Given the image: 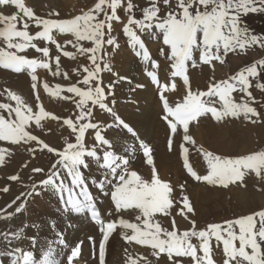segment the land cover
<instances>
[{"label": "snow or ice", "instance_id": "snow-or-ice-1", "mask_svg": "<svg viewBox=\"0 0 264 264\" xmlns=\"http://www.w3.org/2000/svg\"><path fill=\"white\" fill-rule=\"evenodd\" d=\"M6 8L16 11L10 14L0 11V68L14 73L27 72L36 102L33 106L16 91L9 88L0 90V97L6 100L0 101V142L12 145L34 143L41 151L46 150L57 158L47 170L40 167L32 169L33 173L44 174V178L28 185V191L11 201L8 207H13L14 211L7 212L4 219L11 220L26 211L29 198L48 191L59 200L61 207L58 211L62 216L87 212L90 219L99 225L100 264H105L106 242L118 226L131 230V234L122 236L128 243L150 248L151 255L157 258V264L162 255L167 257L168 264H217L213 256V240L223 246L222 264H264V208L220 222H209L201 227L196 220L190 219L189 214L194 213V207L189 196L184 194L186 186L179 185L180 198L177 200L176 186L158 175L148 144L140 141L139 147L147 164L153 166L150 181L143 179L136 171H128L129 161L117 156L114 151L106 150L100 157L95 147L89 149L84 142L86 130L97 129L96 123L84 122L93 116V107L89 106V102L111 114L116 125L136 136L133 128L109 106L115 81L108 84L106 90L100 75L104 71H111L110 62L105 59L109 56L105 46L114 50L119 46L113 32L114 26H122L121 30L135 55L146 64L150 61L152 69L159 65L142 39L144 34H151L160 40V51L171 62L170 77L173 82L170 85L161 84L155 71H147V76L158 88L163 119L171 133L178 134L182 128L183 141L196 148L206 162V174H198L190 163L189 148L181 144L183 168L187 174L195 181L223 188L233 184L246 187V176L254 174L264 190V148L235 156L220 155L197 145L190 134V125L208 115L218 122L242 117L252 125L264 123V111H258L253 106L256 98L251 91L254 81L255 88L264 91V58L254 60L226 79L213 78L206 91L192 90L187 63L196 66L198 57L201 64L214 67L215 62L224 64L225 57L230 53L244 52L255 45L264 49V34H255L243 19L249 14L264 13V0H146L144 6L134 0H95L92 6L69 18L61 17L55 11L47 16L37 15L32 7L26 6L25 0H0V10ZM137 12L140 13L139 17ZM32 26L38 29L34 33L30 30ZM54 32L68 35L62 36L61 43ZM38 41H43V46ZM85 41L90 42V46H85ZM50 45L55 46V56L51 54ZM69 46L75 51L66 50ZM29 50L40 55L30 56ZM77 53L86 56L90 62L81 65L82 72L72 70L78 76L82 75V80L67 86L58 83L54 88L48 82L39 80L37 69L71 80L69 72L61 71V56L75 59ZM53 62L55 71H52ZM113 75L120 80L125 79L117 73ZM175 78L183 81L186 91L182 99L173 105L165 93L176 90ZM81 84L86 87L78 86ZM41 86L51 96L66 101H73V96L78 97L73 101L79 112L75 120L63 119V124L74 134L75 142H68L65 138L66 147L62 149L50 146L30 131L33 122L39 127L45 118L60 119L46 111L40 103ZM64 92L72 95L62 96ZM234 93L240 94L239 99ZM95 141L111 147L100 130L95 131ZM168 144L171 150V135ZM28 151L34 153L36 148L29 146ZM8 154V148L0 147V164L5 162ZM89 158L111 176L109 179L106 175L105 180L96 185L99 190L110 186V200L114 207L109 215L121 216L122 210H130L128 214L137 213L136 222L124 218L106 222L101 218L81 172V168L90 166ZM65 173L71 180L70 185ZM18 179V175L9 177L11 181ZM9 191L8 187L3 188L4 193ZM176 204L181 206L177 215L190 225L183 231L179 230L174 218L170 224L171 230L162 226L157 219V214L170 216ZM52 227L55 228L54 222ZM56 236L58 244L66 246L63 235L57 231ZM23 239H28L33 248L37 244L36 237H26L25 227L19 230L9 227L0 232V264H60L53 258L55 249L52 242H48L47 250L37 261L33 251L25 250L20 245ZM89 239L92 240L91 237ZM194 240L198 243H194ZM79 250L80 243L71 248L67 264H73ZM128 264H137V259L129 257ZM143 264H151V261L144 258Z\"/></svg>", "mask_w": 264, "mask_h": 264}, {"label": "bare ground", "instance_id": "bare-ground-1", "mask_svg": "<svg viewBox=\"0 0 264 264\" xmlns=\"http://www.w3.org/2000/svg\"><path fill=\"white\" fill-rule=\"evenodd\" d=\"M76 2V0H25L26 6L32 7L34 11L40 15L47 16L49 13L55 11L59 12L61 17L64 18H69L80 11L81 5L79 4V2ZM14 11H16L14 8L3 9V13L5 14H10ZM121 16L123 18L124 14L122 13ZM121 28L122 26H114L113 32V34L117 37L119 46L115 47V50L113 49V47L105 46L106 52L109 53V56H107L105 59L109 60L111 71H104L105 78H103L102 80L104 82V86L115 81L113 85V96L108 100L109 106L111 107V105L116 103L114 111L118 112L121 116H123V118L126 117L129 120L130 124L138 129V132L141 134L142 138L146 137L147 139H149L148 137L150 136L151 140L155 139L154 155H156L157 157L156 166L162 176H165L171 171L174 172L173 174H175V176L180 175L184 177L185 175L178 162L171 163L172 161H170V159H172V157H168L166 155L167 153L164 151V143L168 131H166L163 125H159L158 123V117L160 116V114H163L160 101L157 96L159 91L157 86L152 83L151 78L147 76V71H155L161 84H171V82H173L172 78L170 77L171 68H168V65H170L171 63L167 64V62L165 61V56L160 51V40L153 38L151 34H144L142 35V39L149 49L151 57L157 60L159 65L158 68L152 69L150 61L146 64L141 60L140 57H137L135 55V51L133 50L131 45L128 44L127 37L123 34ZM30 30L34 33L38 29H36L35 26H32ZM37 43L40 44V41H38ZM88 46H90V42H88ZM66 50L75 51L70 46ZM29 54L30 56L40 55L38 53H35L34 50H29ZM56 54L57 53L54 52V56ZM231 58L232 60L230 65L233 64L236 67L240 65L239 57L232 56ZM77 62L78 55H76L75 59L61 56V71L69 72V74L71 75V80H64L62 76H52L47 70L43 71V73H38V78L41 82H47V79L53 77L51 82L53 84V86H51L52 88H54L58 83L64 86L66 82L75 80V72H73L72 70L79 67V64H77ZM187 63L189 67L192 66L191 62ZM218 63L219 62H216L214 64V67L203 65L200 64L197 57V65H199L198 68L195 69L194 72L191 71L188 73L190 85L193 91H196L195 86L201 84L202 82H204L207 88L208 83L213 78H215L216 80H220L224 79V77H228V68L225 65ZM52 71H55L54 62L52 64ZM105 72H107V77ZM113 73H117L119 77H124L125 79L120 80L117 76H114ZM101 74H103V72ZM175 83L177 85L176 90L168 91L165 93V95L169 99V102L173 105L175 104V102L182 99L186 91L183 85V81L179 82L175 80ZM137 85H143V87H140V89L137 90ZM4 88H9L13 91H16L30 104H32L33 106L35 105V96L33 95L31 89V81L27 72L14 73L11 70L0 68V90H3ZM42 90L44 89L41 86L39 89L40 103L44 106L46 111H49L52 107L51 100L49 99L48 93L43 96L40 95V91ZM233 95L237 99H239V93H234ZM0 101L6 102L5 98L3 97H0ZM56 104L57 103H55L54 108L58 106H56ZM65 106L71 108L69 103L65 104ZM34 110L36 109L34 108ZM70 112L75 115L78 113V110H72ZM107 116L108 113L104 110L99 109L98 106H95V108L93 109V118L96 121L98 119H101L107 122ZM200 120V122H193V124L190 125V132L193 133V137H196L195 139H197L200 143H202L205 139L210 138L211 136H216L215 134H217L218 136L220 134H223V131H219L221 130L222 125L212 124L205 127L202 125H204V123L208 125L210 121L205 118H202ZM62 127L63 126L61 124L56 123L52 119L49 120L48 118H45L41 121V126L39 127H37L33 122L30 131H32L34 135H37L44 142H49L50 144V142L57 143V141H59L60 139L67 138V136H60L57 134L58 131L62 129ZM213 129H215L217 132H212ZM108 133L112 138L115 136V134L119 135L121 141L127 142L128 140H132V138H130L128 134L124 132L110 130ZM162 134H164V137L160 138ZM93 135L94 132H91L88 129L86 137L89 138ZM94 138L92 137L91 141H93ZM136 140H139V143L141 141L140 139ZM217 142L219 143V141ZM85 144L87 143L85 142ZM161 144H163V146H160ZM29 146L36 148V151L34 152L36 156L32 161H29L27 156V153H31L28 151ZM0 147H6L9 150V154L5 157V162L3 164H0V217H2L1 220H3V217L7 212L14 211L13 207H8L11 201L15 199L16 196H19L22 192L28 191V185L34 182H38L37 180L40 181L44 178V175L42 174L33 173L32 169L36 166V164L38 166L41 163H45V158L42 159L41 157H44L47 151H41L34 143H32L31 145H12L7 142H0ZM86 147L105 148L106 146ZM139 149V144L137 143V141H135V139H133L130 142V146H119L118 154L120 157H123L128 161L130 160L129 162L131 163L132 160L137 157V160L133 162V166H131V168L135 166L136 170L142 171L141 167H143V171L145 172L146 166L143 165L142 160L144 161L146 158L143 156V154H138ZM158 155H160L159 162ZM93 161L94 160L89 158L90 166L88 167V176L94 177L95 180L92 181H97L99 183V181L105 180L106 175H108V178L110 179L111 176L107 173V170H103V172H101V169L98 168L96 163ZM129 171H134V169H130ZM12 175H18L19 179L17 181L9 180V177ZM64 175L65 179L70 185V178L66 176V173ZM86 183L89 186L90 192L94 197V203L97 205V208L101 213V218L103 219L104 207H106V211H109L107 210V208L110 209V207H112L110 203L107 206L102 205V201L107 200L110 197V194L103 195L105 193H109L110 186L106 185L104 190H99L96 186L97 184L94 183L93 185H91L92 183ZM4 187H8L10 191L8 193H4ZM55 199L56 197L48 194V191H44L43 195H37L29 198L27 200L26 211L15 216L12 221L9 220L10 224L8 225L12 226L14 230H19L21 227H25L26 237H29L27 235L33 234V236L37 238V244L35 245L34 249H32V245L29 243L28 239H23L20 242V245L25 250L33 251L34 259H36L37 261L42 258V252L47 250L48 242H52V246H54L55 244L53 234L51 233V226L53 224L50 220L51 217L58 219L63 224L65 222H68L75 226V229L72 231V233L70 231V228H67L68 224L66 226H63L64 229L62 231V235L66 240V244H72V237L76 236L77 241H83V238H85L86 236L89 240L90 237L92 238V235H95L91 234V232H94L95 228L98 226L90 219V214H88L87 212L83 214H72L67 217H64L62 215L57 216L55 213V209L57 208L58 204L56 203L60 202L59 200ZM48 202L51 204V206ZM129 212L130 210L126 211L123 215L127 218L129 217V219L131 220V214H128ZM58 220H56V222H58ZM27 225H31V227H27ZM32 225H34V227H36L37 229L34 232L32 229ZM64 250L65 249H63V246H61L60 249H56L53 253V258L57 261H60V264H67V256ZM81 251L82 246L80 245V252ZM136 253L138 255H143L145 253V248L137 246ZM87 254H90V251ZM79 256L80 258H82V256H84V252L82 251ZM76 260V263L78 264H87L83 261V258L80 259V262L78 261L77 257ZM153 263L155 264V261H153ZM89 264H94V262H91L89 260Z\"/></svg>", "mask_w": 264, "mask_h": 264}, {"label": "rangeland", "instance_id": "rangeland-1", "mask_svg": "<svg viewBox=\"0 0 264 264\" xmlns=\"http://www.w3.org/2000/svg\"><path fill=\"white\" fill-rule=\"evenodd\" d=\"M76 1L79 2V4L81 5L80 11L83 9H86L87 7L92 6L95 2V0H76ZM134 2L141 5V6H144L146 4V0H134ZM2 11H3V9H2ZM35 13L37 15H40L37 12H35ZM122 13L123 12L121 11L120 14L122 15ZM136 15H137V17H139L140 13L137 12ZM42 16H44V15H42ZM243 19H244L245 24L255 34H264V13L249 14L248 16L244 17ZM54 35L56 36L58 41L62 42V36H67L68 34H60L58 32H54ZM83 43L85 44V46H88L87 41H85ZM43 44H44V42L40 41L39 45L43 46ZM50 48H51V54L54 56V52H56L55 46L50 45ZM77 55H78L77 64H79V67L77 68V70L82 72L81 65H88L90 62L87 60L86 56H82L78 53H77ZM232 56L239 57V59H240L239 60L240 65L239 66L236 67L233 64L230 65L231 60H232V58H231ZM260 58H264V49L260 48L258 45H255V46H251L250 48H248L244 52L228 54L225 57V63L222 65H225L228 68V71H229L228 76H230V75H234L237 71H239L241 68L247 66L248 64H250L254 60H257ZM165 61L167 62V64L171 63L166 58H165ZM198 66L199 65H197V64H196V66H190V67L188 65V73L191 71L194 72V70L197 69ZM169 67H170V65H168V68ZM43 71H45V70L37 69V74L43 73ZM105 73H106V77H107V72H105ZM100 75H101V79L105 78L104 72H103V74H100ZM75 77L76 78L74 81H68L64 84V86H67L70 83H76L77 80H82V75L78 76L75 73ZM226 78L227 77H224V79H226ZM52 79H53V77H50L49 79H47V82L49 83L50 87L53 86V84L51 83ZM175 80H177L179 82L182 81L180 78H176ZM255 83L256 82L254 81L253 87L251 89L253 96L256 98V102L253 104V106L257 107L258 111H264V91H261L260 89L255 88ZM78 86L86 87L82 84L78 85ZM105 87L107 88V84L105 85ZM136 89L138 90V89H140V87L136 86ZM195 90L196 91L197 90L206 91L207 88H206V85L204 84V82H202L201 84L195 86ZM47 93L48 92H45V90L40 91L41 96H43ZM61 95L63 96V95H72V94H68V93L64 92V93H61ZM112 96H113V91H112V94L109 97V99ZM157 96L159 98V92H158ZM49 99L51 100V104H52L51 110H49V112L55 116L60 117V119L55 120V119H52L51 117H48V119L49 120L52 119L56 123L61 124L63 127L61 130L58 131L57 134L60 136H67V141L74 143L75 142V136H74V134L71 133V129H69L66 125L63 124V119L72 118L73 120H75V116L78 115L79 112L77 114L73 115L70 111L77 110L75 108V103L73 101L77 100L78 97L73 96V101H66V100L61 99L60 97H53L49 94ZM159 101H160V99H159ZM55 103H57L56 106L58 105L56 108H54ZM67 103L70 104L71 108L65 106V104H67ZM115 104L116 103L111 105L113 110L115 109ZM160 105H161V109L163 111V106H162L161 101H160ZM89 106L93 107V109L95 108V106H92L90 102H89ZM115 113L125 123H127L130 127L133 128V130L136 133V136L135 137L132 136L122 126L116 125L113 117L111 116V114L108 113V116L106 117V118H108L107 122L103 121L101 119L100 120L98 119L96 121L93 118V116L90 117L89 120H86L84 122L96 123L97 129H89V131L94 132V135L92 137L94 138L96 130H100L101 134L105 137V139H107L110 142L111 147H109L107 145H103V144L95 141V138L93 139V141H91L92 137H89V138L86 137L88 130H86V132H85L86 138L84 137V139H85V142L87 143L85 145L86 146H99V147L100 146H106L105 148L95 147L97 150L98 156L102 157L103 152L106 150L114 151L116 153V155L119 156V154H118L119 153V146H126V147L130 146V142L133 139H135V141H137L138 144H140L139 140H136V139H140L144 143L148 144L152 150L151 155L153 158V164L157 170L158 175L162 179H165V180L169 181L170 183H172L174 186H176V190H177L176 191V198H177V200H179V198H180L179 185L184 184L186 186L184 189V194H187L189 196V199H190V201L194 207V213L189 214V216H190V219L196 220L199 226L202 227L209 222H220L224 219L235 218L241 214H248L252 211L258 210L260 208H264V190L261 189L259 180L257 177H255L254 174L246 176V178H245L246 187L233 184V185H229L228 188H223L222 186H219V185H215V186L214 185H208L205 182H198V181H195L194 179H192L187 174L186 170L183 168V157L181 155L180 145L183 144L185 147L189 148L190 163L193 165L194 170H196L198 172V174H206V171H207L206 162L203 160L202 155L196 151V148L188 145L187 143H185L183 141V130H182V128L180 129L178 134H172L171 133V131L167 125V122L163 119L164 113L160 114V116L158 117L159 125H163L165 127L166 131H168L166 138H165L164 151L167 153V154L166 153L165 154L168 157H172V159L169 158L170 161H172L171 163L178 162V164H179L180 168L183 170V173L185 176L184 177H182L180 175L175 176V174H173L174 172H171V171H170V173L166 174L165 176H162L159 169L156 166L157 157H156V155H154L155 154L154 153V150H155L154 140L155 139L151 140L150 136L148 137L149 139H147L146 137L142 138L141 134L138 132V129L135 128L132 124H130L129 120L126 117L123 118V116H121L118 112H115ZM202 118H205L208 121H210L208 125L206 123H204V125H202V126L207 127V126L212 125V124L222 125L221 130H219V131H223V134H220L219 136L217 134H215L216 136H214L216 140L218 139L217 141H219V143L214 139L213 136H211V137L209 136L210 138L205 139L202 143H200L197 139H195L196 137H193L196 140L197 145L203 146L206 150L214 151L216 154H220V155L235 156V155H240V154H247L251 151H256V150H260L261 148H264V123H257L256 125H252L250 122L245 121L242 117L237 118V119H226L224 121H219V122L212 119L210 117V115L202 117ZM202 118H200V119H202ZM200 119L198 122L201 121ZM110 130H117L119 132H124V133L128 134V136L130 138H132V140H128L127 142L121 141L120 136L116 135V134L112 138L111 136H109V133H108ZM212 132H217V131L215 129H213ZM190 134L193 136V133L190 132ZM170 135L172 136V139H173V147L171 150L169 149V144H168V138ZM163 137H164V134H162L160 138H163ZM92 142H93V144H92ZM45 143L49 144V142H45ZM49 145L52 147H55L57 149H62L63 147H66L65 139H60L59 141H57V143L50 142ZM160 146H163V144H161ZM87 148H89V147H87ZM89 149H91V148H89ZM138 152H139L138 154H143L142 149H139ZM45 155H44V157L43 156L41 157L42 159L45 158V163H43V164L41 163L38 166L36 164L35 167H40V168H44L45 170H47L50 167L51 162H53L57 158L54 154H49L48 152H46ZM27 156H28V160L32 161L35 158L36 154L31 152V153H27ZM136 160H137V157H135L132 160V163L131 162L128 163L127 170L129 171L130 169H134V171H136L139 176H141L145 180L150 181L153 166L148 165L146 162V159H145L144 161L142 160L143 165L146 166L145 172L143 171L144 170L143 167H141L142 171L136 170L135 166L131 168V166H133V162ZM159 161H160V155H158V162ZM93 162H95V161H93ZM171 163H169V164H171ZM170 167H172V166H170ZM81 172H82V175L85 177L86 182L92 183L91 185H93L94 183L98 184L97 181H92V180H95L94 177L88 176V168H86V169L81 168ZM101 172H103L102 169H101ZM42 175H44V174H42ZM174 177H175V180H174ZM37 181H39V180H37ZM69 181H71V180L69 179ZM48 194L52 195L50 192H48ZM107 194H109V193H105L103 195H107ZM53 197H55V196H53ZM55 200H58V199L56 198ZM109 203L112 207H114L113 202H111V200H110V197L107 200L102 201L103 206H107ZM56 204H58V206L55 209V213L57 216H61L60 212L58 211V208L61 207V205H60V203H56ZM50 206H51V204H50ZM112 207H110L111 211L113 210ZM180 207L181 206L179 204L174 205L173 209L171 210V215L168 217H164L161 214H157V219L162 224V226L170 228L171 221L174 218L177 222V225H178V228L180 231H183V230L190 227L189 222L187 220H185L182 216L177 215V212L179 211ZM110 209L107 208V210H109V211H106V207H104V218L103 219L106 222L108 220L119 219V218L124 216L123 214L126 211H128V210H122L121 216H116V215L110 216L109 215V213L111 212ZM100 210H103V209H100ZM136 214L137 213L131 214V220L129 219V217L127 218L126 216H124L123 218L128 219L131 222H136L135 221V215ZM1 219H2V217H0V232L8 229L9 227H11L13 229L12 226L8 225V224H10V221H12V219L10 221L7 219H4V218H3V220H1ZM50 220H51V223H53L55 220V222H54L55 228H53L50 225L51 229H52L51 233L53 234L54 242L56 244V245L54 244V246H52V247L55 250L60 249L61 245L58 244V238L56 236V232L58 231L62 234V231L64 229L63 226H66L68 224L67 228H70V231L72 233V231L75 229L74 228L75 226L73 224L68 223V222L67 223L65 222L63 224L61 221H59L58 219H55L54 217H51ZM56 220H58V222H56ZM3 222H4V224H3ZM32 226H33V228H32L33 232L35 230H37L36 227H34V225H32ZM170 230H171V228H170ZM91 234H95V235H92V238H94L92 240H90V239L88 240L87 236L85 238H83V241H77L76 235H75L76 237H72L73 239L71 240V243L72 242L73 243L72 244H66V246H63V249H65L64 251L66 252V256L70 253L72 247H75L77 243H80V245L82 246V251L84 252V256H82L83 261L87 264H89V260L91 262H94V264L95 263L100 264L99 246H98L99 245V239H100L99 225L95 228L94 232H91ZM124 234H131V230H125V229H122L121 227L118 226L117 229L114 230L113 233L110 235L109 240L106 242L105 264H128V258L129 257H131L133 259H137V264H143L144 258H147V260L151 261V264H154L153 261H155V264H157V258L151 255V249L150 248H147L145 246H140L141 248H143V247L145 248V253L143 255H138L136 253L138 245H136L134 242L128 243L126 240H124L122 238V236ZM27 236H29L28 238H32L33 234L27 235ZM93 241H95V243H93ZM87 242H89V243H87ZM193 242L198 243L195 240ZM117 243H118V245H117ZM211 243H212V247H213L214 259H216L217 264H222V258H223V252H222L223 246H222V244H217V242H215L214 240ZM32 249H34L33 246H32ZM82 251L80 252V250H79L78 255H77L79 262L81 261L80 259H82L79 256L80 253H82ZM89 251H90V254H87ZM74 260H73V264H78V263H76L77 262L76 257L74 258ZM158 264H168L167 257L162 255L160 258H158Z\"/></svg>", "mask_w": 264, "mask_h": 264}]
</instances>
